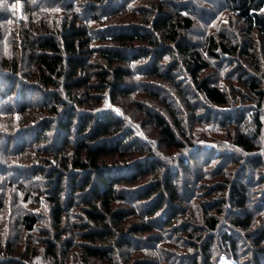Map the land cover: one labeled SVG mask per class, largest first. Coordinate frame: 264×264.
I'll return each mask as SVG.
<instances>
[{
    "label": "trees",
    "instance_id": "trees-1",
    "mask_svg": "<svg viewBox=\"0 0 264 264\" xmlns=\"http://www.w3.org/2000/svg\"><path fill=\"white\" fill-rule=\"evenodd\" d=\"M76 1L80 2L82 7L73 11L68 18L65 13L62 17L57 15V20L46 23L36 19L28 20L18 25L16 36L13 34L15 31L6 27L10 36H3L2 40L7 44L11 38L23 41L25 53H12L4 42L6 46L0 45V104L7 103V107L16 108L17 113L25 114L27 119L33 118L31 121L38 122L26 130L35 131L32 142L50 140L51 151L56 156L69 146L73 148L71 156L62 155L63 161L59 160V167L50 162L40 171L36 169L37 171L33 172L44 181V193L47 194L55 228L70 208H78L87 219L79 221V227L84 229L81 236L88 240L79 245L83 260L95 259L102 264H150L148 261L131 262L130 253L123 254L121 258L113 259L112 256L114 253L121 255L123 248L135 252L138 249L135 243L141 241L134 237L137 233L151 232L155 228L168 230L181 215L183 221L174 229V233L184 234L186 237L183 240L186 243H183V246L196 248L197 256L202 258L200 263L196 261L195 255L185 257L191 264H210L214 251L212 246L215 244L220 249L238 255L235 253V241L227 233H223L221 239L214 240L213 235L209 233L200 241V235L216 231V219L206 217L207 210L221 212V207L217 206H223V199L218 202L214 201L216 197H212V201L204 203V224L201 223L199 229L192 228V223L186 222L193 221V216L188 213L192 209L181 205L184 198L179 193L177 182L184 181L183 174L190 172V163L193 162L192 159L197 160L196 157L187 153L181 156L186 157V160L181 159L176 167L160 161L149 147L143 145L142 137L137 136L134 127L126 125L120 114L96 107L102 102L105 91L113 102H116L117 97H126L130 93L125 83L129 71L119 65L128 58L135 61L148 59V62L143 64L145 67L142 71L154 77L174 78L170 74L182 65L197 92L203 94L212 104L221 107L227 105L226 92L211 84L208 78L201 77V72L207 64L185 33L191 26L189 14L183 13L189 12L188 0H155L151 7L139 8L142 17L153 15L151 20L144 19V22L149 23H142L144 27L125 25L128 23L125 21L126 16L120 13L128 9L130 0ZM223 1L242 21L247 37L242 45L230 46L209 37L206 46L208 55L219 60L222 56L241 51L253 58L252 43L247 38L254 34L264 35V0ZM59 3L65 7L67 0H61ZM67 10L71 9H65ZM85 12H88L87 18L98 24L104 20L110 23L107 22L105 27H89L82 23V13ZM93 42L98 43L94 46ZM92 56H97L98 61ZM237 72L240 73V70ZM239 76V81L245 83L259 100L264 99V72L261 77L250 73ZM179 87L183 89L181 85ZM59 88H62V93ZM87 103L90 106H87ZM83 105L86 107L84 111L80 110ZM34 109L47 112V117L42 119L37 115V111L32 112ZM256 114L257 112L251 116L256 123L252 134L238 132L234 135L235 142L249 150L253 148L252 143L261 133V121ZM148 115L163 135L166 145L176 148L183 146L163 116L152 112H148ZM231 119L243 122L244 116L241 112L226 116V121ZM176 123L180 126L179 122ZM182 130L183 128L180 131L184 135ZM17 141L19 142L18 138L15 143ZM29 143L22 139V148ZM190 144L192 147V143ZM55 145L58 147H54ZM70 158L71 169L66 163ZM260 164H263L262 156H254L246 162L245 167ZM245 171L244 174L242 171L241 176L246 180ZM147 176L150 179L148 182L129 191V194H133L135 204L139 203L141 207L133 209L132 213L136 215V211L145 220L134 221L124 228L125 212L114 205L125 201L127 191L124 188L119 189V186ZM219 188L222 198L225 189L221 186ZM182 189L188 190L187 186L181 185ZM229 198L241 214L234 215L232 223L247 228L250 215L245 209V187L242 180L231 183ZM167 204L168 207L164 208ZM37 221L36 217L25 215L21 223L30 232L34 230ZM195 229L200 231L198 236L194 235ZM53 239L51 241L48 237L44 238L48 260H52L53 264H70L65 263L58 254L56 240L59 235L56 234ZM152 240L155 242L160 238L149 239ZM263 240L264 231L257 232L253 241L257 246L253 259L255 264H262ZM20 247V244L4 247L0 243V264H26L22 258H26L28 253H21ZM69 247L66 243L63 256L69 257ZM15 254H20L22 258ZM31 258L32 255L29 260Z\"/></svg>",
    "mask_w": 264,
    "mask_h": 264
},
{
    "label": "rangeland",
    "instance_id": "rangeland-1",
    "mask_svg": "<svg viewBox=\"0 0 264 264\" xmlns=\"http://www.w3.org/2000/svg\"><path fill=\"white\" fill-rule=\"evenodd\" d=\"M59 1L61 0H0V20H2L0 21V36H2L0 45L2 47L7 45L8 50L12 53L14 51L25 53L23 41L10 37L11 41L7 44L2 40L4 37L10 36L6 27L15 31L13 34L16 36L18 25L21 23H26L31 19L46 23L57 20V15L62 17L65 13L68 18L73 11L82 7L81 3L76 0H67L65 7ZM154 1L130 0L128 9L120 13L126 16L127 20L125 21L128 23L125 25L135 24L144 27L143 25L148 23L144 22V19L151 20L153 15L142 17L139 8H149L154 4ZM188 3L189 12L183 13L184 15L189 14L191 26L185 33L201 52L207 64V67L201 72V77L208 78L211 84L217 85L226 92L227 105L221 107L212 104L203 94L197 92L182 65L170 74L174 78L170 79L169 76L154 77L142 71L145 67L143 64H146L148 59L135 61L128 58V60L120 62L119 65L129 71V75L125 77V83L130 93L126 97H117L116 102H113L110 100L108 92L105 91L102 102L96 107L100 110H109L120 114L126 125L134 127L137 136L142 137L143 145L149 147L160 158V161L171 163L176 167L181 159L186 160V157L182 158L181 156L187 153H190V156H195L197 160L192 159L190 172L183 174L184 181L177 182L179 193L184 198L181 205L192 209L187 210L193 216V221L186 220V222L192 223V228L198 227L199 229L201 223L204 224V203L212 201V197H216L214 201L218 202L223 199V206H217L221 207V212L207 210L206 217H215L216 219V231H208V233L200 235L202 237L200 241L204 240L209 233L213 235V240L221 239L223 233H227L235 241V253L238 255L235 256L232 251L220 249L215 244L212 246L214 251L210 264H255L253 259L257 246L253 241L257 232L264 231V99L259 100L245 83L239 81V75L250 73L255 77H261L264 72V35L254 34L247 38L252 43L253 58L237 51L235 54L222 56L217 60L207 53L206 46L209 37L227 46L242 45L247 37L242 21L223 0H188ZM68 8L71 10L65 11ZM82 14H84L82 23H86L92 28L99 25L105 27L107 22L110 23V21L104 20L98 24V22L87 18L88 12ZM96 43L98 42L92 44L95 46ZM136 44L145 45L140 42H136ZM92 58L95 61L99 59L97 56H92ZM165 61L167 62L168 59ZM163 69L166 70L165 66ZM239 70L240 73L237 72ZM59 91L62 93V88H59ZM11 97L13 98V96ZM6 104H0V243L4 247L20 244L22 251L20 252H27L28 255L26 258H22L20 254L15 255L24 259L26 264H53L45 254L44 238L48 237L53 241L55 235L58 234L59 239L56 240L58 254L65 263L102 264L95 259L83 260V253L79 249V245L88 242V240L83 239L81 233L84 229L79 227V221H87L86 217L82 216V211L78 208H70L69 212H66L61 218L59 226L55 228L51 219L47 194L44 193V181L41 176L33 173L37 171L36 169L40 171L50 162L59 167V160L63 161L62 155L71 156L73 148L69 146L67 150L60 151L56 156L51 151L50 140L41 139L39 142H32L35 131L28 132L26 130L38 122L31 121L33 118L27 119L25 114L17 113L16 108H9ZM10 104L14 105L13 102ZM86 105L90 106L89 103ZM85 108L84 105L80 106V110L84 111ZM35 111L37 110H32V112ZM148 112L159 113L163 116L183 146L176 148L166 145L163 135L151 120ZM237 112H241L244 116L243 122L234 119L226 121L227 115H234ZM255 112L261 121V133L252 143L253 148L249 150L238 145L234 135L238 132L253 133L256 123L251 116ZM37 115L45 119L48 113L37 111ZM48 117L49 120L50 116ZM176 122H179L180 126ZM181 128H183L184 135L180 131ZM17 138L19 142L15 143ZM22 139L29 141V145L22 148ZM190 143H192V147H190ZM54 147L57 148L58 145ZM254 156H262L263 164L245 167L246 162ZM70 161L71 158L66 163L71 169ZM244 170H246V180L241 176L242 171L244 174ZM149 180L147 176L133 183L120 184L119 189L124 188L127 191L126 199L117 202L114 206L125 212L124 228L134 221L145 220L136 211V215L132 213L133 209L141 207L139 203L135 204V200L132 199L133 194H129V191L142 187ZM241 180L245 187L246 213L250 215L247 228L232 223L233 216L241 214L230 201V185ZM181 185L187 186L188 190H181ZM220 186L225 189L222 198L219 191ZM165 207L167 208L168 204ZM25 215L38 219L33 231L28 232L21 223L22 217ZM182 221V216L179 215L177 222L172 224L168 230L155 228L151 232L137 233L134 237L136 240H141L135 243V247L138 249L134 252L123 248L121 252L119 251L121 255L114 253L112 258H121L123 254L130 253L132 254L131 262L191 264L185 257L195 255L196 261L201 263L202 258L197 256L196 248L189 245L183 246V243H186L183 240L186 236L180 232L174 233V229ZM198 229H195V236L199 235ZM154 237L157 240L160 238V240L149 241ZM66 243L70 246L69 257L63 256ZM261 246L264 247V240L261 241ZM30 255L32 258L29 260ZM262 264H264V256Z\"/></svg>",
    "mask_w": 264,
    "mask_h": 264
},
{
    "label": "snow or ice",
    "instance_id": "snow-or-ice-1",
    "mask_svg": "<svg viewBox=\"0 0 264 264\" xmlns=\"http://www.w3.org/2000/svg\"><path fill=\"white\" fill-rule=\"evenodd\" d=\"M58 10V9H57Z\"/></svg>",
    "mask_w": 264,
    "mask_h": 264
}]
</instances>
